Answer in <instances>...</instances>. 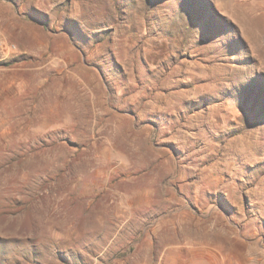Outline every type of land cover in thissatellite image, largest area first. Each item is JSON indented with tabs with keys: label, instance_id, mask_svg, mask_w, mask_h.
Masks as SVG:
<instances>
[{
	"label": "rangeland",
	"instance_id": "1",
	"mask_svg": "<svg viewBox=\"0 0 264 264\" xmlns=\"http://www.w3.org/2000/svg\"><path fill=\"white\" fill-rule=\"evenodd\" d=\"M0 264H264V0H0Z\"/></svg>",
	"mask_w": 264,
	"mask_h": 264
},
{
	"label": "built area",
	"instance_id": "2",
	"mask_svg": "<svg viewBox=\"0 0 264 264\" xmlns=\"http://www.w3.org/2000/svg\"><path fill=\"white\" fill-rule=\"evenodd\" d=\"M3 42H0V45H2Z\"/></svg>",
	"mask_w": 264,
	"mask_h": 264
}]
</instances>
